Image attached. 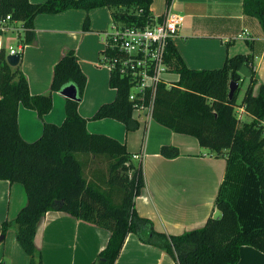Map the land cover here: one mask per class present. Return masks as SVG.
<instances>
[{
  "label": "trees",
  "instance_id": "1",
  "mask_svg": "<svg viewBox=\"0 0 264 264\" xmlns=\"http://www.w3.org/2000/svg\"><path fill=\"white\" fill-rule=\"evenodd\" d=\"M171 1L165 0L166 8ZM151 2L0 0V19L9 15V20L20 22L25 45L34 40L33 18L37 14H54L71 8L88 11L102 6H122L128 10L112 12L115 21L144 26L152 21ZM241 5L244 14L258 20L264 34V0H242ZM156 20L160 21V17ZM6 54L5 49L0 48V179L21 184L26 203L12 220L2 221L1 233L4 234L8 225H16V239L27 256V264H42L34 236L40 218L53 209L109 232L95 264H114L128 233L165 250L178 264H235L242 245L252 246L264 254V127L261 123L264 83H258L251 60L245 55H231L218 68L195 69L185 65L171 41L166 46V65L168 70L178 74V79L156 84L151 117L174 132L195 137L211 155L226 157L224 179L214 200L220 214L210 215L199 228L167 234L156 231L152 222L135 210L134 198L144 186L140 164L133 161L124 144L105 134L86 130V120L77 111L86 78L74 50H66L54 65L50 90L36 95L30 94L19 64L9 65ZM242 65L250 68L248 78L238 73ZM230 80L236 81L238 86L228 97ZM245 81L238 100L240 86ZM68 84L75 86L76 99L65 97L62 123H44L37 139L25 141L18 132V106L34 109L41 117L52 106L51 92L60 91ZM256 84L258 90L253 94ZM109 85L116 90L115 98L101 104L92 118H112L122 122L127 130L135 128L137 123L132 118L135 101L128 98L129 81L111 72ZM148 95L146 90L144 105L148 104ZM236 107H242L251 120L240 123ZM78 153L106 160L104 184L85 175ZM160 154L170 158L176 156L178 150L162 145Z\"/></svg>",
  "mask_w": 264,
  "mask_h": 264
},
{
  "label": "crops",
  "instance_id": "2",
  "mask_svg": "<svg viewBox=\"0 0 264 264\" xmlns=\"http://www.w3.org/2000/svg\"><path fill=\"white\" fill-rule=\"evenodd\" d=\"M29 1L39 3L46 0ZM241 2L171 1L170 9L184 16L171 43L187 67L218 68L227 57L243 54L251 60L258 83H264V34L258 20L243 13ZM166 9L165 0H152L149 6L152 21L145 24L154 23ZM126 10L122 6H102L88 11L71 8L54 14H37L33 18L34 40L25 45L22 43L20 22L8 20L5 30L0 32V48L5 49L6 55L10 48L21 55L18 64L32 95L50 90L54 65L66 50H74L79 68L86 78L77 105L79 115L86 120V130L110 136L124 144L131 155H140L139 159H133L140 164L144 180V186L134 198L136 212L149 219L156 231L180 234L203 226L206 219L214 215V200L224 179L226 157L213 156L199 145L195 137L174 132L157 123L145 108L132 112L137 124L129 130L122 122L112 118H92L101 104L111 102L116 95L115 88L109 85L110 71L101 63L103 32L109 30L114 22L122 23L114 20L112 12ZM246 25H251L250 31ZM243 30L249 34L242 37L249 50H241L234 41ZM11 39L16 40V45L11 43ZM162 79L171 83L178 79V74L167 71ZM257 90L258 84L253 88V94ZM51 97L52 106L41 117L34 109L22 104L18 106V132L25 141L37 139L44 123H62L65 96L60 91H52ZM236 109L240 123L251 120L242 107ZM261 123L264 127V117ZM162 145L176 147L178 154L170 158L162 156ZM78 157L87 167L88 177L101 184L107 176V171L103 172L101 167L102 159L91 154H80ZM18 184L0 179V234L2 221L12 220L26 203L24 189ZM108 237L106 229L53 209L45 212L38 221L34 243L42 264H95ZM5 239V235L0 238V264H27L22 248L20 250L12 244L8 246ZM114 264L178 263L165 250L142 242L134 233H128ZM235 264H264V254L252 246L242 245Z\"/></svg>",
  "mask_w": 264,
  "mask_h": 264
},
{
  "label": "built area",
  "instance_id": "3",
  "mask_svg": "<svg viewBox=\"0 0 264 264\" xmlns=\"http://www.w3.org/2000/svg\"><path fill=\"white\" fill-rule=\"evenodd\" d=\"M141 11V9H139ZM9 15L0 19V31L5 30ZM184 16L168 6L160 21L144 26L126 25L114 22L103 32L104 47L101 63L110 73H118L130 84L128 98L134 100L133 111L145 108L150 111L156 84L163 81L162 75L168 71L165 62V49L178 33ZM243 30L237 37L248 36ZM9 54L19 55L10 48ZM149 91L148 104L144 105L145 91ZM139 159V154H132Z\"/></svg>",
  "mask_w": 264,
  "mask_h": 264
},
{
  "label": "rangeland",
  "instance_id": "4",
  "mask_svg": "<svg viewBox=\"0 0 264 264\" xmlns=\"http://www.w3.org/2000/svg\"><path fill=\"white\" fill-rule=\"evenodd\" d=\"M131 12H136L135 10H132ZM256 19V18H255ZM246 27V29L248 30V31H250V27H251V25H246L245 26ZM244 37H246V36H244ZM16 40H13V39H11V43L12 44H14V45H16V42H15ZM235 42H236V44H237V46L241 49V50H249L250 48L247 46V44H245V43H243V41H242V38H235V40H234ZM168 72H172V71H170V70H168ZM164 75V74H163ZM171 76H175V75H171ZM244 87H245V84L243 83L241 86H240V91H239V93H238V99H240L241 98V96H242V93H243V90H244ZM235 110V113L237 114V109L235 108L234 109ZM81 153H78L77 154V156H79ZM99 157H97V159H98ZM101 158V157H100ZM102 160H101V167H102V169H103V172H105V171H107V162H106V160L105 159H103V158H101ZM84 172H85V175L88 177L90 174L88 173L89 171H88V169H87V167L85 166V168H84ZM101 184H104V180H103V182L101 183ZM21 185V184H20ZM19 184H18V187H20L21 189H22V187L20 186ZM105 187V186H104ZM219 215V210L216 208V211H215V213H214V217L215 216H218ZM16 230H17V228H16V225H14V223H12V224H10V225H8V227H7V229H6V232L4 233V234H0V236H6V241H7V243H8V246H11V244H12V246L13 245H15L16 247H20V250H21V246L19 245V243H18V241H17V239H16V237H15V234H16ZM8 232H11V233H8ZM3 240V239H2Z\"/></svg>",
  "mask_w": 264,
  "mask_h": 264
},
{
  "label": "water",
  "instance_id": "5",
  "mask_svg": "<svg viewBox=\"0 0 264 264\" xmlns=\"http://www.w3.org/2000/svg\"><path fill=\"white\" fill-rule=\"evenodd\" d=\"M19 55L8 54L6 55V61L9 65L15 66L19 62ZM238 73L241 74L244 78H248L250 76V68L247 65H242L238 69ZM238 86L236 81L230 80L228 85V97H230L234 91V89ZM60 93L69 99H76V88L73 84L65 85ZM2 238V236H0Z\"/></svg>",
  "mask_w": 264,
  "mask_h": 264
}]
</instances>
